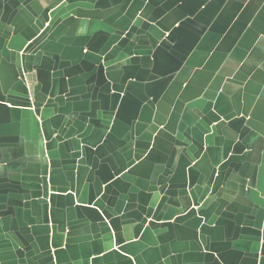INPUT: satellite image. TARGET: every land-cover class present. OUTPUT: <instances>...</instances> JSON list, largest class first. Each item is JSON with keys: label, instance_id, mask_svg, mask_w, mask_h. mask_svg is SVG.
Returning a JSON list of instances; mask_svg holds the SVG:
<instances>
[{"label": "crops", "instance_id": "obj_1", "mask_svg": "<svg viewBox=\"0 0 264 264\" xmlns=\"http://www.w3.org/2000/svg\"><path fill=\"white\" fill-rule=\"evenodd\" d=\"M0 264H264V0H0Z\"/></svg>", "mask_w": 264, "mask_h": 264}]
</instances>
